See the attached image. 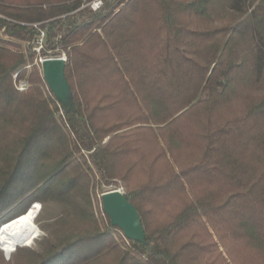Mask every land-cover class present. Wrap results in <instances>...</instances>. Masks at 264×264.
<instances>
[{"label": "trees", "instance_id": "1", "mask_svg": "<svg viewBox=\"0 0 264 264\" xmlns=\"http://www.w3.org/2000/svg\"><path fill=\"white\" fill-rule=\"evenodd\" d=\"M87 1L0 0V226L66 205L10 262L264 264V0ZM42 30V55H68L65 101ZM105 185L143 240L96 209Z\"/></svg>", "mask_w": 264, "mask_h": 264}, {"label": "water", "instance_id": "2", "mask_svg": "<svg viewBox=\"0 0 264 264\" xmlns=\"http://www.w3.org/2000/svg\"><path fill=\"white\" fill-rule=\"evenodd\" d=\"M65 66L66 61L60 58L46 59L42 63L44 75L50 88L63 101L67 100L71 94L70 85L65 75ZM101 198L103 209L111 217L113 224L118 225L129 238L144 239V228L138 210L127 199L123 187H105L101 192ZM5 253L11 255V251H5Z\"/></svg>", "mask_w": 264, "mask_h": 264}, {"label": "bare ground", "instance_id": "3", "mask_svg": "<svg viewBox=\"0 0 264 264\" xmlns=\"http://www.w3.org/2000/svg\"><path fill=\"white\" fill-rule=\"evenodd\" d=\"M40 204L36 202L25 213L4 223L0 230V248L11 251L18 244L30 243L36 235V217ZM4 249V248H3Z\"/></svg>", "mask_w": 264, "mask_h": 264}, {"label": "rangeland", "instance_id": "4", "mask_svg": "<svg viewBox=\"0 0 264 264\" xmlns=\"http://www.w3.org/2000/svg\"><path fill=\"white\" fill-rule=\"evenodd\" d=\"M90 1H92V0H88L87 2H85L82 7L88 5L91 9H93V7L89 5ZM104 2H105V0H103V4H104ZM35 25H37V24H35ZM33 50L35 52L37 51L34 49V47H33ZM35 61L37 62V53H36ZM28 84H29V82H28ZM105 187H109V186L105 185L104 188ZM119 187H123V186H119ZM123 189H124V187H123ZM37 203L40 204V208L37 212L38 215L36 217L37 232H36L35 238L30 243L23 244V245L35 244L37 242L39 234L43 231V229H45V228L50 229L52 227V225L54 224V222L62 215V212H63L64 208L66 207L65 204L58 202V201H54V200H49V201L45 202L44 204L39 202V201H37ZM95 206H96V209L102 208L103 204L95 202ZM2 225H4V224H2ZM2 225L0 226V228H2ZM18 246H22V245H18ZM16 247L14 246L13 250L16 249ZM3 248L5 249V247H3ZM3 255H4V259H5L6 264H13L10 262L11 258H12V252H11V255H6V253L4 251Z\"/></svg>", "mask_w": 264, "mask_h": 264}, {"label": "built area", "instance_id": "5", "mask_svg": "<svg viewBox=\"0 0 264 264\" xmlns=\"http://www.w3.org/2000/svg\"><path fill=\"white\" fill-rule=\"evenodd\" d=\"M103 4V0H92L89 2V5L93 7L94 10L99 9ZM47 41V33L45 30H42L33 40V47L37 53V62L43 63L44 60L50 59V58H60L64 59L66 62L68 60V55L66 52H61L58 55H51V56H44L42 55V50L45 48ZM16 86L19 89H26L28 87V80L26 78H19L18 74L14 75Z\"/></svg>", "mask_w": 264, "mask_h": 264}, {"label": "clouds", "instance_id": "6", "mask_svg": "<svg viewBox=\"0 0 264 264\" xmlns=\"http://www.w3.org/2000/svg\"><path fill=\"white\" fill-rule=\"evenodd\" d=\"M34 204H35V203H34ZM34 204H33V205H34Z\"/></svg>", "mask_w": 264, "mask_h": 264}]
</instances>
